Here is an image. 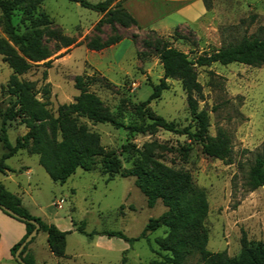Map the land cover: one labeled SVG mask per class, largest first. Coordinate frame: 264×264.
<instances>
[{
	"label": "rangeland",
	"instance_id": "374dc122",
	"mask_svg": "<svg viewBox=\"0 0 264 264\" xmlns=\"http://www.w3.org/2000/svg\"><path fill=\"white\" fill-rule=\"evenodd\" d=\"M87 1L95 4L104 0ZM206 2L208 13L202 31L196 34L175 31L169 37L136 30L133 25L100 22L102 15L67 0H46L35 9L26 3L13 12V32L46 48L50 56L19 79L29 82L35 91L48 85L47 109L55 116L59 105L71 103L78 95L75 79L82 77L89 82L87 88L99 100L103 114L120 124H133L138 121L137 106L147 100L152 86L163 77L155 48L157 42H167L185 54L192 52L190 56L194 57L236 43L242 37L264 39V0ZM133 4H127L126 8L132 11ZM41 13L48 17L49 25L31 22L30 16L34 18ZM0 39L13 47L1 16ZM116 39L117 44L98 52L87 48L91 42L102 44ZM66 43L70 45L64 48ZM11 73L0 56V137L3 115L14 101L6 91ZM196 73L201 86L198 108L208 114V135L215 136L217 129L228 135L232 146L230 164L205 156L201 146L186 136L163 130L130 135L109 124L84 120L76 125L95 135L99 150L119 162L116 173L110 176L103 172L102 157H87L84 163L89 170L77 168L59 185L37 164L36 156L25 159L37 170L35 174H39L37 185L33 186L35 199L42 206L54 202L56 210H52L58 212L63 222L69 218L74 229L82 227L86 233L115 231L137 239L129 246L116 238L96 236L100 238L96 244L98 250L92 248L90 252L88 239L77 234L69 238L67 252L91 254L96 264H150L157 259L154 252L165 254L163 249L172 243L165 228L147 232L139 239L148 220L157 219L166 210L160 200L149 208L147 198L135 185L136 176L132 172L137 166L141 165L144 172L150 171L138 162L137 152L145 149L156 161L185 173L204 190L208 204L204 227L208 232L209 252H225L235 258L242 236L251 242H264V188L249 192L244 186L255 158L264 156V65L213 64L197 68ZM166 83L168 89L145 109L178 129L189 126L193 131L180 83L170 79ZM4 126L11 144L27 132L20 119L5 122ZM46 138L60 140L48 128ZM12 162L19 163L18 159ZM188 264H196V259Z\"/></svg>",
	"mask_w": 264,
	"mask_h": 264
},
{
	"label": "trees",
	"instance_id": "16d2710c",
	"mask_svg": "<svg viewBox=\"0 0 264 264\" xmlns=\"http://www.w3.org/2000/svg\"><path fill=\"white\" fill-rule=\"evenodd\" d=\"M44 1L46 0H0V16L13 45L11 47L0 39V56L12 72L6 91L10 97L14 98L6 114L3 115L0 137L2 147L0 174L11 171L5 161L20 151L29 156H36L38 164L50 179L59 185H63L77 168L89 170V167L84 163L87 157H102L104 159L103 172L110 176L116 173L119 162L105 156L102 150H99L98 138L77 126L76 123L79 120L93 124H109L115 129L126 130L130 135L163 130L186 136L188 140L201 146L205 156L225 164L231 163L232 146L228 135L220 129H217L215 136L208 135V114L198 108L197 97L201 94V86L197 81L196 69L208 68L213 64L222 66L240 64L250 67L264 65V39L242 37L236 43L203 52L194 57L190 56L192 52L185 54L170 47L167 42H157L155 48L163 70V77L157 85L152 86V92L147 100L137 106L138 121L133 124L123 125L103 114L99 100L87 88L89 82L82 77L75 79L74 86L78 95L71 103L59 105L56 115L53 116L47 109L50 97L48 85L35 91L29 82L19 79L35 64L46 61L50 54L38 43L27 41L23 36L15 34L11 24L13 12L19 7L27 3L31 9H35ZM67 1L102 15L100 22H117L123 27L136 25L131 15L123 8L122 1L104 0L95 4L87 0ZM30 20L39 26L50 24L48 17L42 13L34 18L30 16ZM175 37L180 38L177 34ZM118 42V39L102 44L91 42L87 48L90 51L98 52ZM69 45L66 43L64 48ZM169 79L180 83L186 96L193 131L189 126L178 129L175 124L167 122L162 117L145 109L151 101L159 98L161 93L168 89L166 80ZM15 119H20L27 132L23 136L17 137L11 144L4 125L5 122H12ZM47 128L52 136L59 135L60 140L47 139ZM137 153L138 162L145 168H149L150 171L144 172L141 165L137 166L132 172L136 176L135 185L147 198L149 208H152L156 201L160 200L166 209L157 219L148 220L139 239L143 238L147 232H154L162 227L167 230L172 240L171 245L163 249L165 254L154 252L157 259L150 264H188L193 258L196 259V264H264V242H251L244 236L240 239V251L235 258L228 257L225 252H209L206 249L208 232L204 227V221L208 214L204 190L197 187L185 173L168 168L156 161L149 150L145 149ZM244 186L249 192L264 187V156L260 155L255 158L245 178ZM0 206L10 210L18 218H14L0 209L4 215L21 222L25 227L23 239L10 249V256L14 260L16 250L34 229L31 221L39 226L37 233L46 234L48 250L52 256L57 259L65 257V239L69 232H62L55 225L46 224L40 218L31 216L22 206L20 198L8 192L1 183ZM71 224L74 227V223L71 222ZM75 231L88 239H92L94 236H104L107 239L116 238L129 246L137 241V239L127 238L123 233L115 231L86 233L82 227H77ZM33 240L34 238L20 253V258L25 264H33L29 256H24L27 246Z\"/></svg>",
	"mask_w": 264,
	"mask_h": 264
},
{
	"label": "crops",
	"instance_id": "0c3cea01",
	"mask_svg": "<svg viewBox=\"0 0 264 264\" xmlns=\"http://www.w3.org/2000/svg\"><path fill=\"white\" fill-rule=\"evenodd\" d=\"M123 8L131 15L136 25V30L149 31L160 37H169L175 31L198 33L202 31L203 20H205L208 8L206 0H119ZM130 11L126 8L131 4ZM134 6L137 9H134ZM170 19V21H169ZM175 21V22H171ZM202 27V28H201ZM164 32V33H162ZM2 154V153H1ZM0 154V156H1ZM31 157L25 152H18L8 158L5 164L11 171L0 174V183L10 193L18 196L22 206L31 216L40 218L46 224L55 225L62 232H69L65 239V257L57 259L48 250L47 237L43 232L37 233L34 240L27 246L24 256H29L33 264H96L93 255H80L77 252H67L69 238L78 233L72 227L68 218L67 222L59 217L56 209L51 205L42 206L33 195V186L37 185L39 174H35L25 159ZM13 159H18L14 164ZM38 164V159H37ZM39 165V164H38ZM40 166V165H39ZM41 167V166H40ZM54 208L55 210H52ZM25 236L24 225L0 211V264H17L10 256V249L19 243ZM88 239V238H87ZM99 237L94 236L88 239V249L98 250L96 244ZM106 252H109L106 250ZM85 257V258H84ZM85 260H84V259ZM49 262V263H48Z\"/></svg>",
	"mask_w": 264,
	"mask_h": 264
},
{
	"label": "water",
	"instance_id": "95a60500",
	"mask_svg": "<svg viewBox=\"0 0 264 264\" xmlns=\"http://www.w3.org/2000/svg\"><path fill=\"white\" fill-rule=\"evenodd\" d=\"M264 188V187H262ZM0 209L3 210L4 212H6L7 214H9L10 216L14 217V218H18L17 215H15L14 213H12L10 210L0 206ZM33 226L34 229L31 231V233L24 239V241L21 243V245L18 247V249L16 250L15 254H14V258L16 260V262L18 264H25L21 258H20V253L23 250V248L36 236L38 230H39V226L37 225V223L31 221L30 222Z\"/></svg>",
	"mask_w": 264,
	"mask_h": 264
}]
</instances>
